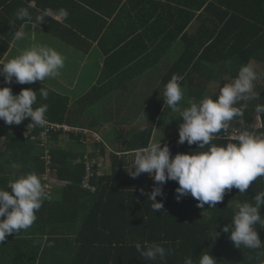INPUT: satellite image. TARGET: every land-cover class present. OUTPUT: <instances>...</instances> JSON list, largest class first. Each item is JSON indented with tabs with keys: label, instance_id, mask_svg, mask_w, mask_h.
Wrapping results in <instances>:
<instances>
[{
	"label": "trees",
	"instance_id": "16d2710c",
	"mask_svg": "<svg viewBox=\"0 0 264 264\" xmlns=\"http://www.w3.org/2000/svg\"><path fill=\"white\" fill-rule=\"evenodd\" d=\"M30 1H34V5L29 4ZM205 1L209 0L195 2ZM63 6L61 0H0V60L9 47L13 32L21 23L26 22L16 19L17 9L27 8L33 20L37 15H43L44 22L40 26L46 32L55 33L60 22L47 12L59 14L60 9L65 10ZM222 6V16L215 25L216 28L221 23V27L216 34L215 29L207 35L202 34L203 26L200 24L193 34L187 33L189 36L184 30L196 16L193 10H198L200 5L189 4L191 9L187 10L178 7L176 16H179V12L182 16L186 12V19L182 17V20L173 21L169 33L163 37L161 35L160 44L154 45L153 51H147V54L140 57L139 61L136 60L135 64L141 61L148 62L154 57L155 60L159 59L180 36L185 44L183 52L162 78V95L154 103L153 109L144 113L148 123L146 122L127 139L118 135V130L110 131L112 136L117 134L116 138L123 140L125 150L147 146L152 130L165 126L168 114L172 111L163 103L164 85L174 74L177 77L182 76L183 80L180 81L182 88L184 80H187L188 93L196 103L208 96L206 93L209 92V87L215 99L219 84L226 82L223 79L235 77L240 66L244 64L259 65L254 68L261 75L254 84L264 86V0L253 2L252 0H224ZM148 9L151 10L152 6ZM148 15L152 18V11L148 12ZM14 20L17 24L12 25L11 21ZM145 29L146 27L144 31ZM162 29L165 28L162 27ZM140 47L143 51L148 49L146 44ZM120 53L121 47H118L108 54L105 60L106 64L114 65L111 71L113 73L110 75L112 74L111 76L115 78H121L120 70L130 64L129 58L123 60L118 58ZM137 56L139 55L132 57L137 58ZM132 69L135 73L131 72L128 75L131 79L142 72V69L137 66ZM123 73L126 75L125 71ZM103 80L104 78L100 79V83L104 82ZM4 86L10 87L13 94H18L22 88L37 91V104L34 107L40 104L48 105L46 120L66 122L81 128L90 125V120L85 122V112L116 88L115 85L108 86L106 82L96 84L70 102L67 95L38 81L31 84L13 82L6 85L3 77L0 76V87ZM40 88L48 91L46 100L40 97L38 91ZM244 103L240 101L235 106L241 107ZM246 103L247 107L243 109V116L228 122V126L216 135L212 144L224 145L228 142H237L234 138L227 136V131L230 132L234 127H241V129L246 127L251 130L250 116L257 104L264 105V91L263 94H259L258 99ZM258 114L261 126L257 128V135L264 133V113ZM126 118L123 117L120 121L126 122ZM238 120L243 121V124L240 125ZM28 123L31 122L26 119L19 125H6L3 120H0V135L3 138L0 145V188L6 187L13 174L18 176L29 172H35L40 176L43 184L42 173L45 170L43 157L46 154L50 155L52 167L56 168L55 175L60 180L66 181V184L60 188L58 200L45 196L39 211L42 210L43 215H47V222L53 224L48 237L57 231L54 224L57 228L60 227V235L64 237V247L72 254L71 257L66 254L67 264H184L186 257H191L195 264L201 253L207 251L216 259L217 264H264V246L259 249L241 246L238 249L230 241L229 234L221 230L224 225L231 222L237 203L255 204V195L264 192V176L253 181L245 193H240L236 188L226 190L223 200L217 203L216 208H208L205 205L203 209L197 207L198 201L190 195L177 201L175 189L178 184L175 181H168L163 185L164 196L156 198L158 202H163V209L161 212H153L148 194L154 187V181L148 175L135 179L127 178L124 175V167L129 161L125 159L126 155L110 154L109 173L104 172L98 175L94 166V172L88 180L93 187L92 191L82 186L86 172L85 160L73 162L78 153L72 145H78L81 142L79 138L82 134L70 133L69 140L62 142L60 131H56L49 136V139L58 145L62 142L67 147L42 145L39 141L23 137V130ZM42 128L36 126L33 132L38 134ZM177 140L176 129L167 140L172 155L177 152L201 151L197 149V144L188 145L186 142L178 144ZM50 147L52 148L49 150ZM99 148V153L104 155L105 147L99 145ZM260 214L264 217V205H261ZM254 228L264 244V224L257 223ZM213 232L219 235L212 236ZM144 241L160 243L171 251L163 261L159 258L155 261L146 260L140 256L134 246L136 242H141L143 245Z\"/></svg>",
	"mask_w": 264,
	"mask_h": 264
},
{
	"label": "clouds",
	"instance_id": "9594fccd",
	"mask_svg": "<svg viewBox=\"0 0 264 264\" xmlns=\"http://www.w3.org/2000/svg\"><path fill=\"white\" fill-rule=\"evenodd\" d=\"M62 14L65 17L68 15L66 10H62ZM15 17L31 24L33 29L44 22L43 15H37L33 20L25 7L17 9ZM12 35L15 41L23 40L26 36L24 26L15 30ZM64 66L65 57L61 53L50 46L34 43L22 49L14 58L0 60V76L6 85L13 82L31 84L59 76ZM259 75L261 74L257 73L253 65H241L235 77L219 84L215 99L213 96H205L199 103L189 102L188 106H181L184 91L175 74L164 85L163 103L182 118L177 129V143L197 144V149L201 151L177 152L172 155L168 145H161L160 139L131 153L132 158L124 170L133 179L146 173L154 181V187L148 194L153 212H161L163 209V202H158L156 198L164 196L163 185L168 181L178 184L175 189L177 201L190 195L198 201L197 207L203 209L205 205L216 208L217 203L223 200L226 190L236 188L240 193H245L253 181L264 176V133L253 134L245 127L235 137L237 142L224 145L211 143L228 126V122L243 116L246 102L259 98V94L253 91L254 81ZM38 91L42 99L48 98L46 89L40 88ZM240 101L245 103L236 107ZM36 104L37 91L31 88H22L18 94H13L10 87H0V120L6 125H19L27 119L31 122L28 127L45 126L48 105L34 107ZM255 107L258 113H264V105L257 104ZM237 122L243 124L241 120ZM62 142L60 145H63ZM76 159L77 157L74 158V163L80 161L76 162ZM47 169L55 170L51 158L50 164H45L44 172ZM95 169L98 170L97 167ZM44 172L43 184L40 176L29 172L18 176L13 174L6 187L0 188V242H4L8 235L30 228L37 219L36 212L42 207L45 196L51 198V190L58 182L62 184L60 187L66 184V181L55 175L51 181L52 186L46 191ZM87 189L93 191V187ZM254 200L255 204L237 203L231 222L221 229L229 234L230 241L238 249L241 246L248 249L264 246L254 228L257 223L264 224V217L260 214L261 205H264V192L256 194ZM218 235L219 233L213 232L212 236ZM134 246L141 257L151 261L157 258L163 261L171 251L160 243L149 241H144L143 245L136 242ZM184 264H194V261L191 257H186ZM195 264H217V261L207 251L201 253Z\"/></svg>",
	"mask_w": 264,
	"mask_h": 264
},
{
	"label": "crops",
	"instance_id": "0c3cea01",
	"mask_svg": "<svg viewBox=\"0 0 264 264\" xmlns=\"http://www.w3.org/2000/svg\"><path fill=\"white\" fill-rule=\"evenodd\" d=\"M180 1L61 0V3L65 6H63L64 9L68 13L67 17L62 14L61 9L59 14L47 12L60 22L56 32H46L40 25L38 28L33 29L31 24L21 23L18 28L24 26L25 38L20 41H15L12 38L2 60L7 61L14 58L22 49L34 43L50 46L65 57V66L60 70L59 76L46 78L43 82H38L49 87L54 86L53 89L56 87L55 90L58 88L61 94L69 97L70 102L76 100L93 85L105 82L108 86L115 85L116 88L106 97V102H110L109 107L114 111L110 114L111 119L126 118L129 114L141 117L144 112L151 110V108L144 107L145 103H156L162 95V78L184 50L185 44L181 39L182 37L180 36L177 40H174L159 59L155 60L154 57L145 63L144 61L138 62V64L135 63L136 60L139 61L140 57L147 54V51H153L154 45L160 44L161 35L163 37L166 33H169L173 21L182 20V17L184 20L186 19V12L183 13V16L181 12H179L178 17L176 16L177 8L187 10L191 9L189 4L196 3V5H200L198 10H193L196 16L185 28V34H193L200 24L203 26L202 34L205 35L213 32L214 29L216 34L221 27V23L216 28L215 25L222 16V2L224 0H209L203 3L195 2L196 0ZM29 4L34 5V1H30ZM206 5H209L207 10ZM149 6H152L151 10L148 9ZM139 11L141 12L138 13ZM150 11H152V18L148 15ZM119 13H121L120 16ZM11 23L15 25L17 21L14 20ZM145 27L146 33L144 31ZM162 27L165 29H162ZM188 34L187 36H189ZM136 35L139 37H136ZM150 43L153 44L149 45ZM143 44L148 45L146 51L140 50V46ZM118 47H121L118 58L122 60L125 58L130 59V64L125 65L120 70L122 71L121 78L111 76L110 73H113L111 71L114 65L105 63L108 54ZM136 54L139 56L133 58L132 56ZM135 66L141 68L142 72L131 79L128 75L131 72L135 73L132 69ZM123 71L126 72V75ZM102 78H104V82L100 83ZM178 78L179 82L183 80L181 75ZM186 81L184 80L182 88L184 101H186V96L192 97L188 93ZM121 102L124 103L123 106L117 108V104ZM114 103H116V106ZM161 128L152 130L148 144L155 142L153 141V133ZM105 134H107L111 145L112 142L113 144L124 145L123 140L113 137L109 133ZM2 142L3 140L0 139V145ZM162 142L161 140L160 143ZM96 144L98 145V143ZM133 151L126 150V152H123L128 154ZM60 188V186L52 188L51 198L53 200L60 198ZM36 217V221L30 228L21 230L17 234L8 235L4 242H0V264H67V255L71 257L72 254L64 247V237L60 235V227L57 228V225L54 224L57 231L51 237H48L53 224L47 222V215H43L42 210L36 212Z\"/></svg>",
	"mask_w": 264,
	"mask_h": 264
},
{
	"label": "rangeland",
	"instance_id": "374dc122",
	"mask_svg": "<svg viewBox=\"0 0 264 264\" xmlns=\"http://www.w3.org/2000/svg\"><path fill=\"white\" fill-rule=\"evenodd\" d=\"M251 65H253V67L259 66L256 63H252ZM227 78H224L223 80L228 82L229 79L227 80ZM50 87L54 88V86H50ZM55 89H56V87H55ZM57 91L60 92V90L58 88H57ZM253 91L258 93V94H263L264 86H261L259 84H254ZM206 94H208V96H213V93H211L210 87H209V92ZM106 97H107V95L102 97L101 99H99L95 104H93V106H91V108L88 109L87 112H85V115H84L85 116V122L90 120V125H86V131L87 130H89V131L86 133L85 139H82V141L78 145H72L74 150L78 153V155L76 156L77 159L75 160L76 162L79 161L80 159H83V160H85V162H87L88 159L91 158V154L93 155L95 153L92 161L96 162V163L100 162V166H99L100 168L97 170V172L100 175L103 174L104 172L105 173L110 172V161L109 160H110V154L111 153H114L117 155H124V156L126 155L128 158L126 157L125 159H129V160L132 158L131 157L132 152L125 154V152H126L125 146L120 145L119 143L113 144V142L111 145L109 143L110 141L107 138V134H105V133H109L112 136L110 131L113 132V130H118V135H121L123 139H127V137L130 138L134 132L138 131V129H140L142 126H144L146 124V122L148 123V120L145 119L144 115H142L141 117H137V116H135L133 114H129V113H128L129 115H127V118H126L127 119L126 122L125 121L121 122L119 118L111 119L110 114H111V112L114 113V111H113V109H111L109 107L110 102H106V99H107ZM189 102H195L196 103V101L193 97L186 96V101H184V99H183L181 101V106H188ZM114 104L116 106V103H114ZM123 104H124L123 102L117 104V108H119L121 105L123 106ZM138 104H140V103H138ZM141 104H143V103H141ZM153 105H154L153 102H148V103H145L144 107L151 108V110H152ZM147 115H149V114H147ZM179 123H182V118L181 119L179 118L178 113L171 112L170 114H168L166 125L164 127H162L161 129L154 131L153 141L157 142L161 139L163 141L161 143L162 145L167 144V138L172 133H174L176 131V129H178ZM249 124H250L249 126L251 127L252 131L258 132L257 128L259 126H261V123H260V119H259V114L256 111V109H254V112L250 116V123ZM240 125H242V124H240ZM238 127H240V126L238 125ZM113 136L116 137L117 134H113ZM96 141L98 143V147H96V145H97ZM51 145L53 147H57V148L58 147L60 148V146L62 148L67 147L66 145H58L57 143H53V142L51 143ZM99 145H102L105 147V154L104 155L99 154V149H100ZM51 148L52 147H50L49 150ZM123 151H125V152H123ZM89 153H90V156H89ZM102 158H103V160L104 159L105 160L101 161ZM79 162H82V161L80 160ZM55 172H56V168H55V170H52V171L46 170L44 172V175H45L44 177L46 179V185L48 187H50V185H51V183L49 181H52V179H54V177H55ZM92 172H94L93 168H92ZM124 175L127 178H131L126 173V171H125ZM142 175H147V174L144 173V174H141L140 176H142ZM61 183H63V182H61ZM60 185H62V184H60V182H58V184L56 186H60ZM58 193H59V191H58Z\"/></svg>",
	"mask_w": 264,
	"mask_h": 264
},
{
	"label": "built area",
	"instance_id": "2783aa9c",
	"mask_svg": "<svg viewBox=\"0 0 264 264\" xmlns=\"http://www.w3.org/2000/svg\"><path fill=\"white\" fill-rule=\"evenodd\" d=\"M34 128L35 127H28L26 125L24 130H23V137L26 138V139H32V140H35V141H39L42 145H49L52 142V140L49 139V136L52 133H55L56 131H60L61 137H62V141H68L70 133H73V134L81 133L82 136L79 138V140L82 141V139H85L86 133L89 131V130L86 131V129L78 127V126H71V125L67 124L66 122H51V121H48V120H47L46 125L43 126V128L39 131L38 134H35V132H33ZM243 130L244 129L234 127V129L231 130L230 132L227 131V133H228L227 136L230 137V138H234L235 139V137L237 135H239L240 132L243 131ZM249 131L252 132L253 134H257L255 131H252V130H249ZM0 139L3 140L1 135H0ZM43 158L45 160V164L49 165L50 164V156H49V154H46ZM92 160H93V158L92 159L89 158L88 161L85 163L86 164L85 169H86V173L87 174L85 175V177H84V179L82 181V186L86 187V188H92V186L89 184L88 180H89V177L92 176V174H93V172H92L93 166L96 165L97 169L100 168L99 167L100 166V162L96 163V162H93ZM104 160H103V158L101 159V161H104ZM47 170H49V169H47ZM49 182L51 183V181H49ZM51 186H52V184L50 185V187ZM50 187L45 185L46 191L48 189H50Z\"/></svg>",
	"mask_w": 264,
	"mask_h": 264
}]
</instances>
